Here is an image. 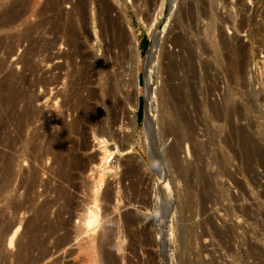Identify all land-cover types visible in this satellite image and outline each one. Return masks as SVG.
<instances>
[{"label": "rangeland", "instance_id": "374dc122", "mask_svg": "<svg viewBox=\"0 0 264 264\" xmlns=\"http://www.w3.org/2000/svg\"><path fill=\"white\" fill-rule=\"evenodd\" d=\"M160 1L28 0L0 29V82L12 85L0 86V168L7 154L19 162L8 186L0 169V228L22 219L12 248L0 235V264L19 263L30 221L48 252L38 264H106V242L117 264H264V79L248 72L264 49V0ZM100 56L101 75L89 67ZM243 135L259 149L246 153ZM89 211L97 220L76 237Z\"/></svg>", "mask_w": 264, "mask_h": 264}, {"label": "bare ground", "instance_id": "6f19581e", "mask_svg": "<svg viewBox=\"0 0 264 264\" xmlns=\"http://www.w3.org/2000/svg\"><path fill=\"white\" fill-rule=\"evenodd\" d=\"M15 2H16V4L15 3H13L12 5H10V6H6V3L4 4L5 5V7H3L1 4V6H2V9L0 10V17H2V15H4L5 16V18H3L1 21H0V29L2 28H10L11 26H12V24L13 23H15V20L16 19H18L19 17H21V14H23L22 13V11H23V8L22 7H24V5L28 2V0H14ZM171 1L172 0H169V6H170V3H171ZM6 2V1H5ZM10 2V1H9ZM166 3V0H161L160 1V7H162V6H164V4ZM8 4V3H7ZM38 4V3H37ZM36 6V5H35ZM26 7V6H25ZM29 9V8H28ZM24 10H26V9H24ZM32 10V9H31ZM28 11V10H27ZM25 12V11H24ZM25 15V14H24ZM24 15H22V16H24ZM3 16V17H4ZM67 16V15H66ZM65 16V17H66ZM1 19V18H0ZM25 20V19H24ZM37 24V23H36ZM70 25V24H69ZM72 25V24H71ZM18 26V25H17ZM1 29V30H2ZM67 29V28H66ZM10 30V29H9ZM24 31L26 32V30L24 29ZM22 32V31H21ZM3 33V32H2ZM21 34H24V35H27L28 34V30H27V33H21ZM20 35V34H19ZM18 36V35H17ZM28 36V35H27ZM23 37V36H22ZM1 38H3L2 36H1ZM16 38V37H15ZM21 38V37H20ZM31 39V38H30ZM1 40V39H0ZM20 40V39H19ZM22 40V39H21ZM12 42V41H11ZM157 42H158V37H157V34H155L154 36H153V38H152V44H151V50L148 52V54H147V64H148V66H149V69H148V79L150 80L151 78V76H152V63L148 60L149 59V57L151 56V55H153V53L156 51V49H157ZM13 43V42H12ZM18 43V42H17ZM2 44V43H1ZM13 45V44H12ZM11 45V46H12ZM15 45V44H14ZM13 45V46H14ZM3 46V45H2ZM10 46V45H9ZM10 46V47H11ZM78 46V45H77ZM1 47V46H0ZM8 47V46H7ZM5 48V47H4ZM12 48V47H11ZM78 48V47H77ZM8 49V48H7ZM35 49V48H34ZM10 50V49H9ZM36 50V49H35ZM38 50V49H37ZM7 51V50H6ZM13 51V50H12ZM28 51V50H27ZM31 51V50H30ZM71 51V50H70ZM11 52V51H10ZM9 52V53H10ZM25 52V51H24ZM35 52V51H34ZM77 52V51H76ZM60 53V52H59ZM73 53V52H72ZM104 53V52H103ZM25 54V53H24ZM28 54H30V53H28ZM71 54V53H70ZM10 55V54H9ZM59 55H61V54H59ZM18 56V55H17ZM26 56V55H25ZM30 56H31V54H30ZM105 57V56H104ZM93 58V57H92ZM106 58V57H105ZM95 59V58H94ZM88 60L89 61V67H93V69L94 68H96L98 71L97 72H99V74L101 75L102 74V72H103V70H104V64H103V60L104 59H102L101 58V56H100V58L99 59H95V60ZM13 60V59H12ZM17 60V59H16ZM21 60V59H20ZM31 60V59H30ZM83 60V59H82ZM19 61V60H18ZM27 61H29V60H27ZM104 62H105V60H104ZM27 63V62H26ZM146 64V63H145ZM74 65V64H73ZM82 65V64H81ZM107 65V64H106ZM25 66V65H24ZM87 66V65H86ZM10 67H11V65H10ZM91 69V68H90ZM1 70V69H0ZM167 70V69H166ZM13 71V70H12ZM86 71V70H85ZM96 71V70H95ZM64 72V71H63ZM147 72V71H146ZM145 72V73H146ZM90 73V72H89ZM93 74V73H92ZM99 74H98V76H99ZM10 75V74H9ZM80 75V74H79ZM12 76V75H11ZM104 76H105V74H104ZM103 76V77H104ZM97 77V76H96ZM101 77V76H100ZM102 77V78H103ZM147 77V76H146ZM8 78V77H7ZM10 78V77H9ZM8 78V79H9ZM14 78V77H13ZM105 78H106V76H105ZM5 79V78H4ZM79 79V78H78ZM83 79V78H82ZM100 79V78H99ZM147 79V78H146ZM7 80V79H6ZM11 80V79H10ZM105 80V79H104ZM4 81V80H3ZM2 81V82H3ZM100 81V80H99ZM5 82V81H4ZM101 82V81H100ZM124 82V81H123ZM1 83V82H0ZM18 83V82H17ZM9 84H10V82L8 81H6L5 83H1V88H2V86H3V88L6 90L7 89V86H9ZM12 84H13V82H12ZM76 84V83H75ZM149 84V83H148ZM11 85V84H10ZM66 85V84H65ZM99 85V84H98ZM101 85V84H100ZM12 86V85H11ZM10 86V87H11ZM103 86H105V85H103ZM122 86V85H121ZM148 86V85H147ZM9 87V88H10ZM77 87V86H76ZM99 87V86H98ZM107 87V86H106ZM112 87V86H111ZM2 88V89H3ZM14 88V87H13ZM78 88V87H77ZM94 88V87H93ZM109 88V87H108ZM11 89V88H10ZM24 89V88H23ZM99 89H100V87H99ZM4 90V91H5ZM9 89H7V91H8ZM63 90V89H62ZM110 90V89H109ZM111 90H112V88H111ZM147 90V89H146ZM12 91V90H11ZM78 91V90H77ZM76 91V92H77ZM98 91H101V90H98ZM106 91V90H105ZM105 91H104V93H105ZM19 92V91H18ZM22 92V91H21ZM91 92H92V90H91ZM111 92V91H110ZM146 92H148V96H147V98H150V100H151V106H149V107H147V110L146 111H148V113H147V116H146V122H145V124H146V126L147 125H150L149 124V118H150V113H151V110H152V104H153V96H152V93H150V89L148 88V91H146ZM23 93V92H22ZM21 93V94H22ZM6 94V93H5ZM4 94V95H5ZM13 94V93H12ZM18 94H20V93H18ZM16 92H15V95H18ZM70 94V93H69ZM93 94V93H92ZM106 94V93H105ZM1 95V94H0ZM6 95H8V94H6ZM11 94H9V96H10ZM71 95V94H70ZM73 95V94H72ZM79 95V94H78ZM108 95V94H107ZM106 95V96H107ZM110 95V94H109ZM22 96V95H21ZM99 96H101V95H99ZM103 96H104V94H103ZM4 99H5V97H7V96H2ZM12 97V96H11ZM18 97V96H17ZM17 97H16V99H17ZM77 97V96H76ZM81 97V96H80ZM89 97V96H88ZM94 97V96H93ZM95 97H96V95H95ZM8 98V97H7ZM10 98V97H9ZM65 98V97H64ZM79 98V97H78ZM82 98V97H81ZM101 98V97H100ZM107 98V97H106ZM152 98V99H151ZM84 99V98H83ZM14 100H15V98H14ZM38 100V99H37ZM78 100H80V99H78ZM82 100V99H81ZM99 100V99H98ZM6 101V100H5ZM4 101V102H5ZM8 101V100H7ZM13 101V100H12ZM84 101V100H83ZM100 101V100H99ZM3 102V103H4ZM9 102H11L10 100H9ZM30 102V101H29ZM64 102H66V101H64ZM68 102V101H67ZM70 102V101H69ZM74 102V101H73ZM78 102V101H77ZM84 102H86V101H84ZM11 103H13V102H11ZM2 104V103H1ZM68 104V103H67ZM105 104V103H104ZM103 104V105H104ZM9 105V104H8ZM15 105V104H14ZM66 105V104H65ZM79 105V104H78ZM81 105H83V103L81 104ZM94 105V104H93ZM97 105V104H96ZM66 106H68V105H66ZM70 106H72V105H70ZM73 106H74V104H73ZM76 106V105H75ZM74 106V107H75ZM135 106H136V103L134 104V106H133V110H131V112L133 113L134 112V108H135ZM79 107V106H78ZM10 108V107H9ZM87 108H88V105H87ZM132 108V107H131ZM93 109H96V108H94L93 107ZM92 109V110H93ZM8 110V109H7ZM10 110V109H9ZM26 110V109H25ZM86 111V110H85ZM93 111H95V110H93ZM115 111V110H114ZM27 112H29V111H27ZM99 112V111H98ZM84 113V112H83ZM82 113V114H83ZM11 114V113H10ZM20 114H21V112H20ZM113 114V113H112ZM7 115H8V113H7ZM90 115V114H89ZM17 117H18V115H16ZM20 116V115H19ZM21 116H22V119L24 118L23 116V114H21ZM20 116V117H21ZM82 116H84V115H82ZM102 116V115H101ZM112 116H114V115H112ZM132 116H134L133 114H132ZM132 116H131V118H132ZM165 116H167V115H165ZM9 117V116H8ZM26 117V116H25ZM88 117V116H87ZM115 117V116H114ZM161 117V116H160ZM159 117V118H160ZM169 117V116H168ZM26 118H28V117H26ZM78 118V117H77ZM90 118V117H89ZM117 118V117H116ZM164 118V117H163ZM170 118V117H169ZM3 119V118H2ZM9 119V118H8ZM11 119V118H10ZM20 119V118H19ZM80 119H82V121L84 122V120L85 119H83V117H81ZM80 119H77V120H80ZM1 120V119H0ZM106 120V119H105ZM112 120V119H111ZM110 120V121H111ZM174 118H173V121H171L170 119H168V126H167V131L169 132V131H173V130H176V124L177 123H174ZM22 121V120H21ZM81 121V120H80ZM86 121V120H85ZM91 121V120H90ZM89 121V122H90ZM20 122V121H19ZM58 122V121H57ZM79 122V121H78ZM100 122V121H99ZM101 122H104L103 120L101 121ZM5 123V122H4ZM4 123H2V124H4ZM64 123V122H63ZM81 123V122H80ZM85 123V122H84ZM108 123V122H107ZM124 123V122H123ZM21 124V123H20ZM82 124V123H81ZM105 124V123H104ZM83 125V124H82ZM51 126V125H50ZM54 126V125H53ZM71 126V125H70ZM75 126V125H74ZM123 126V125H122ZM166 126V125H165ZM21 127V126H20ZM73 127V126H72ZM85 127V126H84ZM110 127V126H109ZM109 127H107V128H109ZM112 127V126H111ZM1 128V127H0ZM16 128V127H15ZM21 129V128H20ZM67 129H69V128H67ZM100 129V128H99ZM119 130H120V132L122 133V132H124V128L122 127L121 128V126L118 128ZM124 129V130H123ZM64 130V129H63ZM106 129H101L100 130V132H102V133H105L106 131H105ZM68 131H70V130H68ZM105 131V132H104ZM233 131V130H232ZM243 131V130H242ZM19 132V131H18ZM36 132V131H35ZM46 132V131H45ZM62 132V131H61ZM64 132H66V131H64ZM64 132H62V133H57V137L58 138H61L62 136H64L65 137V133ZM174 132V131H173ZM66 133H68V132H66ZM101 133V134H102ZM107 133H108V131H107ZM114 133V132H113ZM112 133V134H113ZM165 133V132H164ZM15 134V133H14ZM47 134V133H46ZM100 134V133H99ZM106 134V133H105ZM111 134V133H110ZM111 134V135H112ZM116 134V133H115ZM17 135V134H16ZM19 135V134H18ZM23 135V134H22ZM22 135H21V137L20 138H22ZM36 135V134H35ZM96 135V134H95ZM104 135V134H103ZM102 135V136H103ZM114 135V134H113ZM112 135V136H113ZM118 135V134H117ZM117 135H115V136H117ZM248 135V134H247ZM245 136V135H243V137L241 136L240 138H242L241 139V141H242V147H244L245 149H246V153H248V154H251V153H254L257 149H259L258 147H257V149H256V147L255 146H252L253 144H252V140H251V137H249V136ZM54 136V135H53ZM164 136V135H163ZM121 137V136H120ZM3 138V137H2ZM10 138V137H9ZM18 138H19V136H18ZM29 138V137H28ZM43 138V137H42ZM54 138V137H53ZM105 138V137H104ZM104 138H102V139H104ZM179 138V137H178ZM4 139V138H3ZM61 139H63V137L61 138ZM13 140V139H12ZM18 140V139H17ZM16 140V141H17ZM21 140H23V139H21ZM25 140V139H24ZM57 140H59V139H57ZM128 140H129V138H128ZM127 140V141H128ZM0 141H2L1 139H0ZM9 142H7V144L10 146L11 144H12V142H10L11 140H8ZM15 141V142H16ZM19 141V140H18ZM123 141V140H122ZM130 141V140H129ZM3 142V141H2ZM22 142V141H21ZM24 142V141H23ZM49 142V141H48ZM104 142H105V139H104ZM147 142V141H146ZM233 142V141H232ZM25 143V142H24ZM43 143V142H42ZM241 143V142H240ZM2 144V143H1ZM28 144V143H27ZM26 144V145H27ZM63 144V143H62ZM105 144V143H104ZM149 144V143H148ZM179 140L174 144V146L177 148V151L179 150L178 149V147H179ZM153 145V144H152ZM14 146V145H13ZM12 146V147H13ZM21 146H22V144H21ZM28 146V145H27ZM240 146H241V144H240ZM6 147V146H5ZM8 147V146H7ZM30 147V146H29ZM32 147V146H31ZM37 147V146H36ZM42 147V146H41ZM11 148V147H10ZM16 148V147H15ZM23 148H26L25 146L23 147ZM149 148H151V147H149ZM154 148V147H153ZM175 148V149H176ZM255 148V149H254ZM29 149V148H28ZM104 149V151H107L105 148H103ZM152 149V148H151ZM174 149V148H173ZM40 150V149H39ZM255 150V151H254ZM24 151V150H23ZM103 151V150H102ZM254 151V152H253ZM12 152V151H11ZM171 152H173V150L171 151ZM18 153V152H17ZM21 153V152H20ZM24 153H26V152H24ZM24 153H22V154H24ZM39 153V152H38ZM1 154V153H0ZM11 154V153H10ZM12 154H14V153H12ZM12 154H11V156H9V154H7L6 155V157L2 160L3 161V166H2V168H0V169H3L4 170V176H3V178H5V179H3V181H4V183H3V181H1L0 183H3V187H5V186H8L9 185V183L11 182V180H13V177H14V175H15V168H16V166H19V164H17V163H19V162H17L16 163V161H17V159L15 160L13 157H12ZM32 154V153H31ZM104 155L105 154H103V156H101V158L99 159V162L97 163V167H99V170H101L102 171V173H104L105 172V170H108V169H110L109 167H107V162L109 161L107 158H108V156H106L105 155V157H104ZM108 155H110V154H108ZM171 155H173L172 153H171ZM14 156V155H13ZM21 156V155H20ZM175 156V155H174ZM249 156V155H248ZM4 157V156H3ZM14 157H16V156H14ZM22 158H24V157H22ZM154 158V157H153ZM42 159V158H41ZM44 159V158H43ZM108 160V161H107ZM1 161V160H0ZM177 161V160H176ZM227 162V161H226ZM233 162V161H232ZM177 164V163H176ZM176 164H175V166H176ZM23 164H21L20 166H22ZM174 165V164H173ZM179 166V165H178ZM22 168H23V166H22ZM101 168V169H100ZM83 169V168H82ZM2 170V171H3ZM23 170V169H22ZM155 170H156V168H155ZM34 174H35V172H34ZM101 174V173H100ZM21 175V174H20ZM37 176V175H36ZM35 175L33 176V174H32V176H30L29 177V179L27 178V188L29 189V188H32L33 186H34V183H35V181H36V179L35 178H37ZM24 178H25V176H24ZM39 178V177H38ZM1 180V179H0ZM24 181V180H23ZM20 182V181H19ZM12 184V183H11ZM21 185V184H20ZM23 186H24V184H22ZM1 186V185H0ZM11 187V186H10ZM2 188V187H1ZM3 189V188H2ZM27 189V190H28ZM8 192V191H7ZM1 193V192H0ZM6 193V192H5ZM26 194V193H25ZM28 194V193H27ZM3 195H4V193H3ZM30 195V194H29ZM5 198V197H4ZM24 198V197H23ZM28 198V197H27ZM30 198V197H29ZM19 199V198H18ZM9 200V199H8ZM32 200V199H31ZM27 202V200L25 201V199H24V201H22V202H20V201H15L14 200V198H12V199H10V201H9V207H13L12 209H14L13 211H17V209L19 210L21 207L23 208V206H24V204ZM30 203V202H29ZM7 204V203H6ZM258 204V203H257ZM116 205V204H115ZM33 206V205H32ZM258 206V205H257ZM25 207V206H24ZM46 208V205H42V206H40L37 210H35L36 211V217H37V219L39 220V222H40V220L41 219H44V217H45V209ZM10 209V208H9ZM247 210V209H246ZM250 210V209H249ZM243 214V213H242ZM241 215V214H240ZM1 220V219H0ZM97 219H96V215L94 214V213H92V212H87V214L85 213V216L83 217V219H82V221H81V223H80V225L77 227V228H79L78 229V231H77V233H76V237L77 236H79V235H82V233H86V235H87V233H89V232H87L86 230L90 227V225L93 223V222H95ZM59 221V220H58ZM64 221V220H63ZM229 221V220H228ZM12 222V221H11ZM21 222H22V219H18L14 224H12V223H10V224H7L6 226H3L2 228H0V235L1 236H3V235H7V241H6V245H7V247H11L12 248V246H13V244H14V241H15V237H16V235H17V233L19 232V230H20V227H21ZM36 222H38L37 220H36ZM7 223V222H6ZM9 223V222H8ZM27 223V222H26ZM49 223V222H48ZM53 223V222H52ZM57 223V222H56ZM2 225H4V224H2ZM42 225V224H41ZM41 225H39L40 227L39 228H41L42 226ZM51 225H53V224H51ZM51 225H49L50 227L48 228V229H51L52 227H53V231H54V228H57L58 227V225L60 226V224L59 223H57L56 224V227H54V226H52L51 227ZM36 227H38V226H36V223L34 222V221H30L29 223H28V225L27 226H25V231H26V233H27V235H28V239H27V241H26V243L24 244H21L20 246V248H19V250H18V252L16 253V257H17V259H18V261H19V263L20 264H38L39 263V261L41 260V259H43L45 256H47V251H46V249H43V250H41L40 248H36V245H37V243H35L34 241H35V238H34V236H33V231H34V229L36 228ZM61 227V226H60ZM24 228V227H23ZM56 231V230H55ZM67 232V231H66ZM190 232V231H189ZM209 232V231H208ZM51 233H52V230H51ZM50 235V234H49ZM66 236V235H65ZM87 236H89V235H87ZM2 238V237H1ZM57 241V240H56ZM58 241H60V242H58ZM57 242L59 243V244H63L64 242H66L64 239H60V240H58ZM82 241V240H81ZM80 242V241H79ZM56 243V242H55ZM54 243V244H55ZM111 243V242H110ZM58 244V245H59ZM56 245V244H55ZM80 246V248H82V250L84 249H86L87 250V248H88V240L87 241H84L83 243H81V244H79ZM99 245V244H98ZM111 245V244H110ZM2 246H3V244H2ZM38 246V245H37ZM57 246V245H56ZM102 249V259H103V261L106 263V264H117L116 263V260L114 259V257L111 255V252H110V250H109V245H108V243L106 242V243H104L102 246H100ZM99 247V248H100ZM40 249L41 251L38 253L39 254V257H34L33 255H32V252H33V250L34 249ZM56 248V247H55ZM92 248V247H91ZM90 250V249H89ZM4 252V251H3ZM114 253V252H113ZM66 255V254H65ZM36 256V255H35ZM89 256V255H88ZM5 257V256H4ZM97 258H99V257H97ZM51 259V258H50ZM83 259V258H82ZM58 260V259H57ZM55 261V263L54 264H56L58 261ZM95 260V259H94ZM42 261V260H41ZM40 261V262H41ZM18 263V264H19ZM99 263V262H98ZM122 263V262H121ZM249 263V262H248ZM62 264V263H61ZM92 264V263H91ZM251 264V263H250Z\"/></svg>", "mask_w": 264, "mask_h": 264}, {"label": "built area", "instance_id": "2783aa9c", "mask_svg": "<svg viewBox=\"0 0 264 264\" xmlns=\"http://www.w3.org/2000/svg\"><path fill=\"white\" fill-rule=\"evenodd\" d=\"M249 77L252 81L259 82L264 79V49L252 55L249 62Z\"/></svg>", "mask_w": 264, "mask_h": 264}, {"label": "clouds", "instance_id": "9594fccd", "mask_svg": "<svg viewBox=\"0 0 264 264\" xmlns=\"http://www.w3.org/2000/svg\"><path fill=\"white\" fill-rule=\"evenodd\" d=\"M153 166H154V167H159V164H158V163H154Z\"/></svg>", "mask_w": 264, "mask_h": 264}, {"label": "water", "instance_id": "95a60500", "mask_svg": "<svg viewBox=\"0 0 264 264\" xmlns=\"http://www.w3.org/2000/svg\"><path fill=\"white\" fill-rule=\"evenodd\" d=\"M151 158V157H150ZM151 160H152V158H151Z\"/></svg>", "mask_w": 264, "mask_h": 264}]
</instances>
